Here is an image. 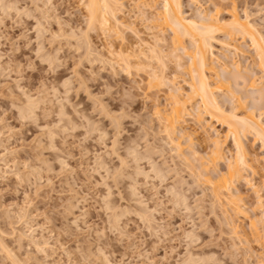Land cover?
<instances>
[{"label": "rangeland", "instance_id": "1", "mask_svg": "<svg viewBox=\"0 0 264 264\" xmlns=\"http://www.w3.org/2000/svg\"><path fill=\"white\" fill-rule=\"evenodd\" d=\"M45 1L0 0V264H185L188 253L191 264H259L264 228H259L263 237H255L260 239L255 242L247 237L253 214L227 213L232 215L227 220L239 226L238 235L229 234L209 186L199 176L201 170L189 169L162 133L154 109L156 103L166 106V82L157 86L151 81L148 66L127 72L122 57L109 53L111 45L114 52L138 49L130 31H124L122 43L97 28L86 30L79 1ZM118 1L124 6L119 15L125 19L120 20L134 23L141 38L159 30L144 27L151 24L133 14L135 2ZM233 1L238 15L243 16V9L251 13L250 19L264 34V0ZM215 4L216 0H183L182 11L191 18L198 11L214 13ZM221 9L220 18L229 20L227 7ZM84 31L89 42L84 39L87 32L80 33ZM80 39L91 42L94 55L86 54L88 47ZM167 41L157 49L166 50ZM213 47L215 57L224 49L215 43ZM240 56L236 60L241 66L250 67V54ZM182 58L180 63L187 66V58ZM161 61L164 65L152 61L149 69L162 65L163 70H154L168 79L174 75L173 83L186 89L185 65L179 69L172 58ZM226 73H233L231 67ZM217 94L223 109H231L234 101ZM27 98L35 103L24 112ZM186 121L188 130L196 128L192 117ZM212 128L224 133L215 121ZM195 133L191 150L204 153L208 146L204 135ZM244 141L261 159L263 151L252 136ZM226 145L230 151L229 140ZM182 146L183 154L188 153L190 148ZM259 164L258 174L250 175L253 184L264 173V161ZM236 190L247 207L254 205V194L243 180ZM31 239L44 248L35 247Z\"/></svg>", "mask_w": 264, "mask_h": 264}, {"label": "bare ground", "instance_id": "2", "mask_svg": "<svg viewBox=\"0 0 264 264\" xmlns=\"http://www.w3.org/2000/svg\"><path fill=\"white\" fill-rule=\"evenodd\" d=\"M49 1L50 0H46L45 3H48ZM77 1L80 2V4L78 2L79 6L82 4L83 7L81 6V8H83L84 13H86V30L91 31V29L94 30L97 28V30L102 33L101 35L106 36L107 33L109 35L113 34L120 39L121 42H125L124 31L129 30L131 35H133L131 37H133L135 41L137 40L140 44H138L139 47L135 44L138 49L133 50L134 47L131 49V46V48H121L117 52L111 51V48L113 49V47H111L112 45L110 46L109 53L113 56L117 55L122 57L121 60L124 61H122V63L124 64L123 66H125L124 68L127 69V72L133 67L136 71L140 72L141 70L147 69L148 66V72L152 73L151 81L155 80L157 86L162 82H166V84H162L169 86V88L167 86V94L164 96L165 102L167 100L168 103L166 102L165 107H161L162 104L156 103L154 109V113L157 115L156 117H158L157 119L160 121V125L162 124V133H164V136L170 141L169 143L173 144L178 151V158L180 157L179 159H182L184 163H187L189 169L199 170L198 173H200L201 170V175L199 176H202V178L204 177L203 181L209 186L212 199L214 198L216 201L215 203L218 205V210L221 212L220 214H223L221 216H223V219L225 217V222L227 221L226 227H229V234H234L235 236L236 234L238 235L239 226L234 222L230 223L232 221L230 219L227 220V217L231 218L233 214L235 216L239 215L243 217L253 214L248 218L247 237L253 239L255 237H261L259 235L261 231H258L259 228H264V199H262V195L264 194V173L261 174L260 172L262 171L259 172L261 175L258 177L260 180L257 184H253L250 175L254 176L258 174V171H256L255 168L256 166L257 168H260L261 166L258 167V164L260 161H264V120L261 118L264 117V34L257 29L256 24L250 19L251 13H246L245 9H243V16H239L233 0H230V2L229 0H216L218 4L217 6L215 4V7H213L214 10L212 9L214 13H206V11H203V13L202 11H198L196 14L194 12L195 16L187 18L182 11L183 0H132L133 3L135 2V6L133 5L134 12L132 9L131 13H136L137 16L142 18L140 20L151 24V27H144L148 28V30L153 29V31L154 29H159L157 32L152 31L153 33H148L147 39H143L141 38L142 36H140L142 34H139L140 30L138 31L132 26L134 23L123 22L125 19L124 16H122L124 18L123 21L120 20L122 17H120L121 15L119 14H121L124 9L122 2L118 0H76V2ZM188 1H191L192 3V1L194 2L195 0ZM222 7H225V9L227 7L226 12L229 14V20L227 21L220 18L219 14H221L220 9ZM86 32L88 35V31L80 33H84L85 36ZM128 36L126 38H128ZM218 36H221L222 39L218 38ZM80 37L84 38L83 35ZM85 37L86 38L84 39L89 42V35ZM236 38L240 39H237L238 42L243 41V44H245L238 43ZM166 39H168L167 42H169L168 45L170 46L168 47L167 45L166 47L168 48H166V50L160 48L157 49L158 44L164 43ZM85 40H81L86 43L85 47H88L84 50H87V55L89 53L92 54L94 50L89 48L91 47V42L87 44L88 42ZM214 43L224 48L222 49L221 54L219 56L216 55V57L213 54ZM184 44H186V46ZM242 45L244 48L246 46L248 50L247 48L244 49ZM245 52L246 54H250L251 57L249 56V59L253 58V63L251 61L252 66L250 63V67L246 66L245 63L243 64L245 67H243L241 66L242 63H240L239 60H236L238 55H245ZM182 56L188 60L187 66L186 64H183L186 67H183L180 63L183 59ZM241 56L239 58H241ZM163 58H172L176 65L174 68L176 67L180 69L183 67L182 71L186 68L185 71H183L184 73L180 72V75L181 73L184 75L186 74L188 79L185 78L187 81H184L186 89L178 86V84L176 86V84L173 83L175 81L174 75L172 76L173 78L168 79L166 77L167 80L163 77L161 71L160 74L155 71L157 68L156 66L155 68L153 67L155 70L152 68L149 69L151 66H149V63L152 61L154 63L155 61L162 63L161 59ZM246 60L247 59L244 61L246 62ZM49 62H51V60ZM183 63H185V61ZM161 67L158 68L160 69ZM229 67H231L233 73H230V75L226 73L225 75H229L231 78L229 76H227V78L223 74ZM254 67L257 68V70L254 69ZM253 69L256 71L254 72ZM256 72L260 75L258 76ZM229 79L231 80L232 85L230 84ZM167 81L172 82H170V84ZM217 92L225 93L228 96L227 98H230L229 100L232 102L234 101V104L236 103V106L229 103L231 109L228 111L223 109V103L221 104V101L219 102V99L216 96ZM34 103L35 101L33 99L27 98L24 112L31 111ZM248 103L249 106H247ZM243 104L246 105V108H244L245 106ZM202 115H205V118L208 120L203 119ZM191 117L193 121H195L194 125L196 128L188 130L186 119ZM212 121H215L218 126L223 128V134H220V132L212 128ZM196 131H201L204 135L203 138L206 144H208V146L206 145V149H204V153L202 152L201 154L196 151L197 149L191 150V147H193L192 137L195 136ZM246 136H252L254 144H259L263 151L261 159H258L257 156L253 155L254 153L251 154L250 151H248L249 149H247L245 145L246 141H244ZM227 140L231 142V150L233 153L230 152L231 150L229 151V149H227ZM183 143L190 148L189 152L186 154H183ZM137 155L138 153L135 155V160ZM138 158L140 157L138 156ZM197 162H199V167L197 165L195 168L194 166ZM222 163L224 165L223 169L218 168V165ZM138 171H140L139 168ZM199 176H197L198 180ZM242 180L254 194L255 201L254 205L251 207L246 206L247 204L244 201L245 199L241 196V192L239 193V191H237L238 188L236 190L237 184L240 181L242 182ZM182 196L183 195L180 197ZM186 205L185 208H183L188 212L190 208ZM143 211L145 220L148 223H151L152 220L150 214L145 209H143ZM227 213H231L232 215L227 216ZM256 238L255 242L260 241V239L257 240ZM33 240L34 239H31L35 247L40 249L44 248L42 247L43 245L40 246L41 244H39V242L37 243ZM191 255L189 253L187 254V258L183 261L185 264H188V262L191 264L193 261ZM259 259V264H264V248L259 254ZM194 260L196 261V259Z\"/></svg>", "mask_w": 264, "mask_h": 264}]
</instances>
